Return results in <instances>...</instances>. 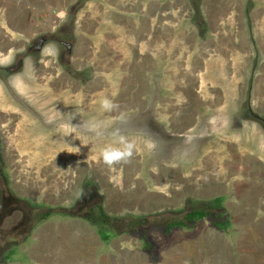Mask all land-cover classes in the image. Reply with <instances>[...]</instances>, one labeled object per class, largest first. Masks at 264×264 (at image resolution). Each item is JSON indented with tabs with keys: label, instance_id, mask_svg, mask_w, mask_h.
I'll list each match as a JSON object with an SVG mask.
<instances>
[{
	"label": "rangeland",
	"instance_id": "1",
	"mask_svg": "<svg viewBox=\"0 0 264 264\" xmlns=\"http://www.w3.org/2000/svg\"><path fill=\"white\" fill-rule=\"evenodd\" d=\"M234 8V20L247 23L249 62L221 42L238 30L218 24L224 13L216 14L210 0H0V264H63L36 243L37 229L71 219L98 237L100 230L118 238L152 264L143 240L128 233L136 229L125 226L140 217H147L138 228L155 247L156 264H192V248L182 257L174 245L189 246L198 225L219 233L212 240L221 246L208 264L238 261L236 208L255 195L245 196L250 179L240 171L247 164L252 176L255 160L264 163V0H236ZM143 69L144 88L133 80ZM134 92L138 100L130 103ZM192 127L198 141L186 150ZM249 138L256 141L245 143ZM221 167L222 178L227 168L236 171L218 190L213 179ZM234 176L243 177L240 192ZM93 195L102 198L109 225L99 205L76 207ZM218 197L230 218L225 232L207 219L168 235L153 228ZM8 201L26 206L30 221L21 233H11L14 222L7 228L1 208ZM99 241L97 252L112 251Z\"/></svg>",
	"mask_w": 264,
	"mask_h": 264
},
{
	"label": "crops",
	"instance_id": "2",
	"mask_svg": "<svg viewBox=\"0 0 264 264\" xmlns=\"http://www.w3.org/2000/svg\"><path fill=\"white\" fill-rule=\"evenodd\" d=\"M224 1V2H222ZM210 0L212 3V8L216 9V14L221 15L224 13L223 17L220 16L219 19H223L224 21H219L218 24L221 25L223 29H226V31H233L238 30L234 34V38H226L224 40H221L223 44H227V50L228 47L231 48V51H233V48L238 49V53L241 54L240 56L243 58V60H246L249 62V53H248V43L247 38L244 34V28L243 26L247 23L244 22V20L236 19L234 20V14L240 15L235 10H233V5L235 4V0ZM252 1V0H251ZM63 4V3H62ZM232 9V10H231ZM231 12L229 15H225L226 13ZM251 20H253V17L251 15ZM253 23V22H251ZM233 24H236V28H234ZM250 32L253 31V26L251 24H248ZM260 26V24H258ZM214 29V31H216ZM259 30H262L260 28ZM118 32V31H115ZM234 40V41H233ZM245 44V45H244ZM246 47V48H245ZM226 49V48H225ZM264 52V51H263ZM231 56V55H230ZM210 59V58H209ZM213 59V58H211ZM221 60V59H220ZM228 62H230L232 59L231 57L227 58ZM229 63H225V66H227ZM231 64V63H230ZM263 67V66H262ZM264 68V67H263ZM231 69V68H230ZM141 74L136 75L133 80L136 82L139 86L144 88L145 86V69L141 70ZM228 80V79H227ZM209 85H214L215 88H218L216 84L209 83ZM212 90V89H211ZM213 93V92H211ZM134 97H129L128 100H130V103L134 102V100H138V95L134 92ZM120 103H122V100L120 98ZM189 130H196L195 137L192 140V146H185L186 150H189L193 147L196 139V133L197 128L194 129L188 128ZM198 137V136H197ZM189 137L185 136L183 137V142L188 143ZM256 138H249L245 140V143H248L250 141L254 142ZM239 147L234 145V149L239 151ZM184 149V147H183ZM195 149H198L195 148ZM244 156H240L242 158ZM233 160V155H232ZM134 161H136L134 159ZM133 166V163H131ZM242 169L244 171H240L242 175H245V173L248 172L247 176L250 179V187L248 188V191H246L245 196L248 194L249 191H252L255 193V195L251 194L249 195V199H245L246 201L239 203L238 208H236V215H240L241 219H237V222L240 223L239 228L234 229L232 233L233 237V243L237 247V252L240 253V256L238 257V261L234 264H264V163H262V160H255V171L252 172V176H249L250 174V168L247 164H242ZM247 167V168H245ZM226 169L218 168V171L216 174H218V178L214 181V187L215 189L220 190L223 188V184L227 188V184H229L230 176L233 177L234 172L236 171V168L231 167L227 168V173H225V177L222 178L224 172ZM180 174V173H179ZM227 174V176H226ZM181 175V174H180ZM222 178V179H220ZM179 180H183L184 185L186 183H190L191 181L183 179V177H180ZM234 182L235 184L239 185L237 190L242 191L241 188L244 186L243 177L236 178L234 176ZM179 190H182L179 189ZM73 220V219H71ZM67 220L63 223H49V224H40L39 228L37 229V238L36 243L39 246H43L44 249H49L51 253H53L56 257L58 262L60 260V263L63 264H77L82 262V264H143L145 258V254L142 252H134L129 251L125 248H122L119 242V239L112 238L108 240L109 246L111 247L110 253H99L97 252L98 248L101 246V241H99V237L97 235V232L94 231L90 226L87 225V223H83L81 221H71ZM202 221V220H201ZM200 222V221H198ZM215 229V228H214ZM227 231V230H226ZM218 232H225V231H218ZM218 236L219 233H215V230L211 228H207L203 225H198L195 230V235L192 238V242L189 243V246L181 242L180 240L177 242L178 246L174 245V249L177 250L179 255H183L187 253V250L192 248V251L194 252V263L192 264H208L206 259H209V255L214 260L215 252L219 249L221 246V242L219 243L218 240H212L213 235ZM222 236V233H220ZM203 236H209L207 242H205L202 245H200V241ZM39 237V240H38ZM64 241L62 242L61 240ZM202 243V240H201ZM99 246V247H98ZM214 253V255H213ZM100 256H99V255ZM174 254H176V251H174ZM203 255H206V257H203ZM35 257V255H33ZM127 259L126 261L123 259ZM66 261V262H65ZM180 262L182 260H179ZM185 261V258H184ZM107 262V263H106ZM180 262L178 264H180ZM215 264H218L217 261Z\"/></svg>",
	"mask_w": 264,
	"mask_h": 264
},
{
	"label": "trees",
	"instance_id": "3",
	"mask_svg": "<svg viewBox=\"0 0 264 264\" xmlns=\"http://www.w3.org/2000/svg\"><path fill=\"white\" fill-rule=\"evenodd\" d=\"M188 201L190 202V200ZM222 203H223L222 197H218V198L205 201L203 203L202 208L187 211L180 218H175L172 221L170 220L165 221L163 222L161 226L159 224H156L153 226V228H157V229L161 228L162 232L165 235H168L171 232V230L174 228L187 229L192 224L198 221L207 219V221L210 222V224L214 228H216L218 231H226L230 225V218L227 215L226 210L222 206ZM98 211L100 213V219H101L102 224H104L105 226L109 225L111 220L110 218H108V216L103 211L101 204L99 205ZM49 215L50 213L41 214L40 216L35 217L34 222L36 224H39L43 222ZM146 221H147V217H140L136 221H133L130 219V220H126L127 224H125V226L127 229L129 228L136 229V232L132 231L131 229V231H129L128 233L135 234L136 236H138L139 238L143 240V249L145 253L148 255L151 263L156 264V259H157L156 251H155L156 249L151 243V241L149 240V238H147L145 233H142V232L140 233V230L138 228V227H141L143 224H145ZM114 230L117 231V234H120V232H118L117 229H114ZM98 234H99L100 239L104 242H107L108 239L110 238L107 232H103L99 230Z\"/></svg>",
	"mask_w": 264,
	"mask_h": 264
},
{
	"label": "flooded vegetation",
	"instance_id": "4",
	"mask_svg": "<svg viewBox=\"0 0 264 264\" xmlns=\"http://www.w3.org/2000/svg\"><path fill=\"white\" fill-rule=\"evenodd\" d=\"M236 1V0H235ZM54 2V0H53ZM235 5V4H234ZM234 5H233V10H236L234 8ZM240 10V9H239ZM239 10H236V11H239ZM252 12V10H250ZM249 13V19H251V14L250 12L248 11ZM245 14V13H244ZM248 24H251V22H249ZM40 44V43H38ZM60 45H62L63 47L65 48H68V51H71L70 47H71V44L67 41H61L60 40ZM9 51V50H8ZM21 62V61H20ZM18 63L17 67H15V71H17L18 73V69L20 66H21V63ZM5 74H7L8 72H12L11 69H9V67H6V68H3L2 70ZM9 81V80H8ZM3 82V81H1ZM0 157L4 158V154L2 155L0 153ZM103 162H106L105 160ZM4 169L3 167V164L0 166V184L3 185L4 180H5V176H4V172L2 171ZM3 199L6 200L5 197H2ZM102 198L101 197H98L96 195H93L92 196H89V197H83L81 199L80 202H78L77 204V208H82V207H89V208H95L99 205V202L98 201H101ZM26 206H23L21 204H17L16 202H13L11 203L10 201H8L6 204L3 203V208H1V210L4 212V213H7L6 216L4 217V220H6L7 223H9L11 221V223H9V225H7V228L11 226V224H17L15 227H11V233H21V231L27 227V224L29 223L30 219H29V216L27 215V213L25 214L23 212L24 208ZM22 212V214H21ZM92 213V212H91ZM18 217V219L16 221H14L15 217ZM3 220V221H4ZM3 221H2V225H3ZM4 231V230H3ZM3 233V232H2Z\"/></svg>",
	"mask_w": 264,
	"mask_h": 264
}]
</instances>
